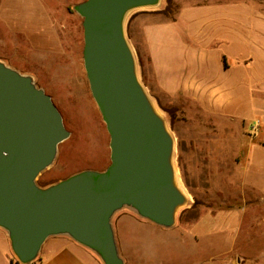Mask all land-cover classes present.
<instances>
[{
  "label": "crops",
  "instance_id": "obj_1",
  "mask_svg": "<svg viewBox=\"0 0 264 264\" xmlns=\"http://www.w3.org/2000/svg\"><path fill=\"white\" fill-rule=\"evenodd\" d=\"M157 17L135 23L173 158L185 171L227 165L238 190L233 203L200 211L193 223L166 228L143 219L148 257L165 251L168 264H264V0H204L182 5L175 20ZM196 138L201 143L193 149L187 141ZM126 219H117L121 235ZM0 264H23L2 227ZM28 264L103 263L63 234L48 238Z\"/></svg>",
  "mask_w": 264,
  "mask_h": 264
},
{
  "label": "water",
  "instance_id": "obj_2",
  "mask_svg": "<svg viewBox=\"0 0 264 264\" xmlns=\"http://www.w3.org/2000/svg\"><path fill=\"white\" fill-rule=\"evenodd\" d=\"M160 0H87L83 60L92 97L110 136L111 163L48 189L37 177L70 136L59 110L32 79L0 63V227L23 264L33 262L51 236L69 235L104 264H125L111 219L124 207L162 227L175 225L185 196L175 180L174 140L138 82L122 16ZM152 105V106H151Z\"/></svg>",
  "mask_w": 264,
  "mask_h": 264
},
{
  "label": "rangeland",
  "instance_id": "obj_3",
  "mask_svg": "<svg viewBox=\"0 0 264 264\" xmlns=\"http://www.w3.org/2000/svg\"><path fill=\"white\" fill-rule=\"evenodd\" d=\"M85 1L0 0V63L31 78L37 88L50 96L70 133L58 146L53 163L36 179L43 189L84 171L103 172L111 163L110 136L92 97L84 67L83 18L75 8ZM203 1L160 0L156 7L132 9L124 23V37L135 60L138 82L159 116L163 112L148 88L153 85L147 78L149 66L141 23L135 20L149 14L158 15V21L175 20L182 5ZM194 128L197 129V122ZM200 143L198 139L187 141L193 149ZM173 162L175 178L189 200L187 207L175 213V227L185 221L193 223L200 211L233 203L231 196L238 190L237 173L225 170L227 165L224 170H217V165L209 163L206 170L185 171L179 170L177 155ZM121 215L128 216L122 235L116 230ZM142 220L130 207L113 215L111 224L120 257L125 264H168L170 259L165 251L158 257L151 251L148 257L147 227L138 224Z\"/></svg>",
  "mask_w": 264,
  "mask_h": 264
},
{
  "label": "bare ground",
  "instance_id": "obj_4",
  "mask_svg": "<svg viewBox=\"0 0 264 264\" xmlns=\"http://www.w3.org/2000/svg\"><path fill=\"white\" fill-rule=\"evenodd\" d=\"M129 15H130V12H129L128 10L124 12V14H123V16H122V24H124V23L126 22V20L128 19ZM147 98H148V97H147ZM148 100H149V102L151 103V100H150V99H148ZM151 104H152V103H151ZM151 106H152V105H151ZM152 108H153V110L156 112V109H155L154 105L152 106ZM171 186H172L175 190H179V191L183 194V191H182L180 185L178 184L177 178H175V180H171ZM183 195H184V194H183ZM188 204H189V200H188L187 197H185V199L183 200V202L180 203L179 205H177L175 209L178 211V210L181 209V208H185V207H187Z\"/></svg>",
  "mask_w": 264,
  "mask_h": 264
}]
</instances>
